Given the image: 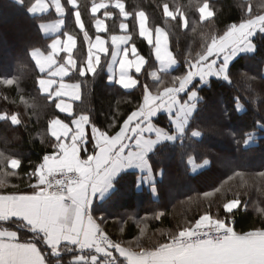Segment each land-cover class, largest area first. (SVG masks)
Returning <instances> with one entry per match:
<instances>
[{"label":"trees","instance_id":"16d2710c","mask_svg":"<svg viewBox=\"0 0 264 264\" xmlns=\"http://www.w3.org/2000/svg\"><path fill=\"white\" fill-rule=\"evenodd\" d=\"M35 1L0 0V193L4 194L32 190L37 168L57 147L50 129L55 119L71 122L85 114L90 124L113 136L140 108L148 91L160 94L178 87L192 66L213 60L208 56L213 42L225 38L234 26L264 15V0H125L134 14L143 10L152 26L166 29L178 66L154 78L153 49L133 31L147 61L142 72L135 73L139 84L126 90L110 83L108 58L103 57L93 75L76 71L70 77L80 83L81 99L74 102L72 114H65L57 99L39 86L41 73L32 50H50L53 37L43 34L41 24L55 14L30 13ZM205 3L214 13L206 19L201 13ZM166 6L175 12L174 18L166 16ZM252 43V52H242L228 64L226 77L195 78L180 95L185 100L189 91L196 90L197 107L182 134L148 154L156 176L150 187L138 188L139 171L125 170L114 180L112 192L95 202L92 213L113 241L159 249L201 224L205 216L239 234L264 230V31H258ZM152 120L167 133H175L166 112ZM11 159L20 161L17 170L10 166ZM194 164L202 167L194 170ZM232 201L239 206L229 211ZM19 231L20 240H37L27 229ZM43 249L50 258L54 255ZM67 251L57 258L67 259Z\"/></svg>","mask_w":264,"mask_h":264},{"label":"crops","instance_id":"0c3cea01","mask_svg":"<svg viewBox=\"0 0 264 264\" xmlns=\"http://www.w3.org/2000/svg\"><path fill=\"white\" fill-rule=\"evenodd\" d=\"M29 11L55 14V18L41 24L43 34L53 37L50 50L35 48L32 57L41 73V91L57 99L62 113L72 114L74 102L81 99V85L70 77L76 71L81 76L93 75L103 57L108 58L106 70L110 83L126 90L139 84L135 73H141L147 61L134 41L133 31L153 49L157 61L154 78L178 66L166 29L152 26L143 10L134 14L125 0H36ZM201 13L204 19L214 14L208 3L202 6ZM165 14L176 16L167 6ZM258 18L264 20V15L234 26L226 37L235 28ZM212 45L209 57H213ZM197 66L189 69L178 87L166 88L160 94L148 91L140 108L113 136L90 124L85 114L71 122L59 118L52 122L50 129L57 147L37 168L32 190L0 193V222L3 223L0 225V264H110L116 260L120 264H264V230L235 233L221 243L148 250L108 241L105 230L92 213L95 202L112 192L114 180L123 171H139L138 188L150 187L156 180L148 154L159 143L182 134L193 116L197 91H189L185 100L180 95L195 78L207 79L195 71ZM206 66L199 64L200 73H208ZM191 72H195L194 78ZM209 76L214 75L210 72ZM160 111L169 115L174 134L153 123L152 119ZM14 160L18 162L15 166ZM20 165L19 160H10L13 169L17 170ZM56 170H75L82 176V181L71 187L68 198L44 193L46 174ZM238 206V201H232L227 209L232 211ZM212 221L215 220L205 216L200 223ZM10 223L16 226L9 227ZM20 229L34 233L37 240H20ZM16 248L23 249V254L14 251ZM43 248L51 249L54 255L50 258ZM64 250H68V258H57Z\"/></svg>","mask_w":264,"mask_h":264},{"label":"built area","instance_id":"2783aa9c","mask_svg":"<svg viewBox=\"0 0 264 264\" xmlns=\"http://www.w3.org/2000/svg\"><path fill=\"white\" fill-rule=\"evenodd\" d=\"M82 176L75 170H56L46 174L45 191L47 195L69 197L68 193L74 184L80 183ZM107 234V233H106ZM234 233L229 229H222L215 225V221L197 225L179 236L173 238L167 246H194L207 242L221 243ZM107 240L113 241L107 234Z\"/></svg>","mask_w":264,"mask_h":264},{"label":"rangeland","instance_id":"374dc122","mask_svg":"<svg viewBox=\"0 0 264 264\" xmlns=\"http://www.w3.org/2000/svg\"><path fill=\"white\" fill-rule=\"evenodd\" d=\"M262 28L264 29V20L260 18L252 22H249L248 24H244L243 26L239 28H235L229 34V36H227L226 38L217 40L213 43L210 55H213V59H216V60L212 63L206 64L207 66L205 67L206 68L205 71H208V73L207 72L200 73L201 69L198 68V66L195 71L199 73L201 77L203 76L202 78L204 77L208 78L210 72L214 76H219V77L225 76L226 77V72H227L229 61L235 58L236 55L242 52H252L254 49L252 39L254 35L258 31H260ZM192 67H191V70L194 69V68L192 69ZM191 75H192L191 78H194V75L196 74L195 72H191ZM172 137H175V136H172ZM194 165H195L194 170H198L199 168L202 167V165L199 167L196 166V164ZM215 225L222 229H229V230L231 229L229 225H226L224 222L215 221ZM111 263L120 264L118 260L111 262Z\"/></svg>","mask_w":264,"mask_h":264},{"label":"snow or ice","instance_id":"6c2138e0","mask_svg":"<svg viewBox=\"0 0 264 264\" xmlns=\"http://www.w3.org/2000/svg\"><path fill=\"white\" fill-rule=\"evenodd\" d=\"M102 7H106V5H104ZM99 10L100 9H97V11H99ZM140 15L143 16L145 14L144 13H141ZM81 71H82V74H83V70H81ZM12 163H13V166H15L16 163H18V162L14 160ZM0 186H3V181H0ZM14 251H16L18 254H21L22 255L24 250L23 249H20V248H16V249H14Z\"/></svg>","mask_w":264,"mask_h":264}]
</instances>
